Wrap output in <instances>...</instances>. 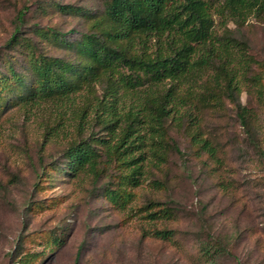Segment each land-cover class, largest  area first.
Segmentation results:
<instances>
[{
	"label": "rangeland",
	"instance_id": "1",
	"mask_svg": "<svg viewBox=\"0 0 264 264\" xmlns=\"http://www.w3.org/2000/svg\"><path fill=\"white\" fill-rule=\"evenodd\" d=\"M107 2L0 0V77L29 80L27 42L83 60L76 43L110 28ZM228 28L251 70L234 90L218 63L203 69L196 99L173 94L190 116H160L162 88L123 96L101 70L66 102L21 101L3 81L0 264H264V11ZM83 140L99 157L74 173L67 152Z\"/></svg>",
	"mask_w": 264,
	"mask_h": 264
},
{
	"label": "trees",
	"instance_id": "2",
	"mask_svg": "<svg viewBox=\"0 0 264 264\" xmlns=\"http://www.w3.org/2000/svg\"><path fill=\"white\" fill-rule=\"evenodd\" d=\"M104 9L110 28L82 35L76 48L84 59L77 63L46 57L35 49L33 52L32 44L27 42L29 80L14 72L11 77L1 76L0 101L4 99L1 93L7 91L5 83H9L16 87L14 91H22L18 97L21 101L66 102L93 83L95 71L101 70L121 89L123 96L134 90L162 88L160 116L173 111L180 118L182 108L190 116L195 108H188V101L174 98L173 94L196 99L197 93L203 92L197 85L203 69L218 63V68L228 77V87L233 85L234 90L239 88V78L251 70L244 43L233 38L228 25L241 26L251 16L260 15L264 0H224V3L219 0H108ZM67 13L74 10L68 9ZM215 16L220 18L216 26ZM17 34L10 40L19 46L22 41L18 42ZM47 35L58 41V33L43 32V36ZM59 41L70 48L71 43ZM139 111L130 113L132 119L140 117ZM112 123L107 122L106 126L111 127ZM94 139L91 140L95 143ZM170 147L177 151L174 145ZM203 147L212 152L207 141H203ZM67 156L70 171L75 173L85 165L93 168L99 154L93 143L83 140L74 143ZM122 191L113 193L111 200L115 201L117 195L121 198L122 193L130 196ZM160 213L166 219L172 215L168 208L161 209ZM158 234L162 238L171 236L167 231Z\"/></svg>",
	"mask_w": 264,
	"mask_h": 264
}]
</instances>
